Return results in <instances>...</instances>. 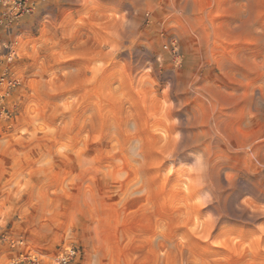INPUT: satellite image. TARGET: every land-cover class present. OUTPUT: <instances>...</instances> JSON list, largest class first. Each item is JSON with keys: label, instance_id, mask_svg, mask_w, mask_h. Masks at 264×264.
Wrapping results in <instances>:
<instances>
[{"label": "rangeland", "instance_id": "374dc122", "mask_svg": "<svg viewBox=\"0 0 264 264\" xmlns=\"http://www.w3.org/2000/svg\"><path fill=\"white\" fill-rule=\"evenodd\" d=\"M0 264H264V0H0Z\"/></svg>", "mask_w": 264, "mask_h": 264}, {"label": "built area", "instance_id": "2783aa9c", "mask_svg": "<svg viewBox=\"0 0 264 264\" xmlns=\"http://www.w3.org/2000/svg\"><path fill=\"white\" fill-rule=\"evenodd\" d=\"M66 251H67L66 252V257H72L75 254V251H74L73 248H68ZM66 257L62 258L61 260H59L58 263H60V262L65 263L67 261Z\"/></svg>", "mask_w": 264, "mask_h": 264}]
</instances>
